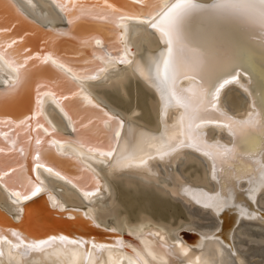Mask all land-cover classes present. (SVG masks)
I'll return each instance as SVG.
<instances>
[{"label": "bare ground", "instance_id": "obj_1", "mask_svg": "<svg viewBox=\"0 0 264 264\" xmlns=\"http://www.w3.org/2000/svg\"><path fill=\"white\" fill-rule=\"evenodd\" d=\"M121 1L0 0V264H264L259 0L251 16L205 7L181 22L195 70L175 87L216 96L195 140L165 104L167 37L151 27L177 0Z\"/></svg>", "mask_w": 264, "mask_h": 264}, {"label": "snow or ice", "instance_id": "obj_2", "mask_svg": "<svg viewBox=\"0 0 264 264\" xmlns=\"http://www.w3.org/2000/svg\"><path fill=\"white\" fill-rule=\"evenodd\" d=\"M167 3V0H164ZM260 11H259V19L262 24H264V0H259ZM205 7L214 9L218 12H227L234 14H243V15H253L255 11V4L253 0H216V2L210 6L198 5L192 2V0H177V3L172 4L170 8L160 19L151 25L152 28L158 29L162 32V34L167 37V55L163 58V71H158V77H162V83L166 86L164 92V101L165 104H171L174 102L176 105H179L185 109V112L181 116V124L183 126L184 122L187 121L188 128V138L189 140H195L196 135L193 132V126L196 128L200 127L199 124L196 123L197 120L204 122L203 111L206 107L210 106L212 108L216 107V104L213 101L216 100V96L212 91L208 90L205 85L200 84L199 87L190 86L184 90H178L175 87V82L179 78L180 75L185 76V78H192L191 73L195 70V63L191 59H187L185 57V52L189 51L187 46L184 44V38L181 32V22L185 17H187L190 13L195 10L203 9ZM3 30L0 29V32ZM100 43L99 40L96 41ZM11 47V44H9ZM3 44L0 43V56H3ZM7 59V57H5ZM44 60L51 59L52 63L57 65V67H62L66 71H71L66 65L61 64L57 59L46 56L43 58ZM8 63L14 66V70L19 72V68L15 67L19 64L18 60L8 59ZM19 78L16 81V84L10 86L11 88L16 87L19 84ZM228 83V80L225 79L223 83H219L218 86L214 87V92L219 93L220 89L224 87V84ZM188 94V95H185ZM211 97L209 100L208 98ZM107 115V114H106ZM109 119H112L109 117ZM212 122V121H208ZM23 123V122H22ZM227 127L232 128L233 123H229L226 125ZM249 126V122L245 121L242 125H240V131L245 132L247 127ZM254 126V125H253ZM183 134V133H182ZM118 136V133H117ZM37 144L40 143V140L36 141ZM184 144V141H181V145ZM93 149L89 148V151ZM2 151V149H0ZM114 151V149H112ZM112 151L101 152V155L110 156ZM231 150L224 149L222 151L217 152V156H226ZM167 154V153H164ZM41 165L38 163L37 167ZM51 171V169H49ZM40 191L39 187H35V190L31 192L32 196H35L37 192ZM14 195H21L20 193H13ZM29 195L27 193L23 194V199H29ZM228 204L224 200H220L218 207L223 210L227 207ZM12 236L16 237L17 240L22 244L24 241L20 238V236L13 232ZM4 237H0L3 239ZM61 240H64L65 237L61 236ZM74 242V241H73ZM46 243L45 241H41L40 243H31L28 245L29 248H39L42 244ZM17 247L19 244L16 245ZM95 247H103V245H95Z\"/></svg>", "mask_w": 264, "mask_h": 264}, {"label": "water", "instance_id": "obj_3", "mask_svg": "<svg viewBox=\"0 0 264 264\" xmlns=\"http://www.w3.org/2000/svg\"><path fill=\"white\" fill-rule=\"evenodd\" d=\"M110 2H112V3L113 2H117V4H120V5L124 6V7L130 8V6H128L127 4H125L124 2H122L121 0H110ZM142 7L147 8L148 7L147 2L144 5H142ZM134 9L136 10L137 8L134 7ZM91 23L99 25V24H101L103 22L94 21V22H91ZM92 35L93 36H100V38L103 37V36L97 35V34H92ZM43 64L46 65L47 63H43ZM57 75H59V74H57ZM0 118H2V119H8L10 117H0ZM51 154L53 155L54 159H56L57 162H58V164H59L57 166V168L59 170H61L62 172H65V173L69 172V170H70L71 167H75V169L76 168L79 169V167L81 168V166L79 164H77L76 162L74 163V160L71 159V158H69V157L62 156V155H60V154H58L56 152H52ZM36 202H38V200H33L31 202V205H37Z\"/></svg>", "mask_w": 264, "mask_h": 264}, {"label": "rangeland", "instance_id": "obj_4", "mask_svg": "<svg viewBox=\"0 0 264 264\" xmlns=\"http://www.w3.org/2000/svg\"><path fill=\"white\" fill-rule=\"evenodd\" d=\"M178 211V207L176 208V211H172V213L174 214L175 218H183V215L180 214Z\"/></svg>", "mask_w": 264, "mask_h": 264}]
</instances>
